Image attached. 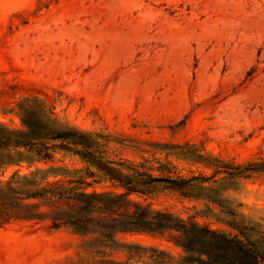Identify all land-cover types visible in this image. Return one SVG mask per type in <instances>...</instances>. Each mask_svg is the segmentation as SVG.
<instances>
[{
  "label": "rangeland",
  "instance_id": "1",
  "mask_svg": "<svg viewBox=\"0 0 264 264\" xmlns=\"http://www.w3.org/2000/svg\"><path fill=\"white\" fill-rule=\"evenodd\" d=\"M5 82L45 92L57 119L77 129L188 143L224 165L264 158V0H0V88ZM0 122L17 125L2 114ZM118 151L133 161L151 155ZM177 164L185 175L200 171ZM54 167L60 177L81 164L61 153ZM206 173L215 182L193 198L163 191L152 203L182 216L195 205L222 207L264 230V175ZM219 212L211 214L226 217ZM120 239L116 251L128 254L118 257L130 264L183 255L151 235ZM75 242L66 231L14 223L0 228V264H68Z\"/></svg>",
  "mask_w": 264,
  "mask_h": 264
},
{
  "label": "trees",
  "instance_id": "2",
  "mask_svg": "<svg viewBox=\"0 0 264 264\" xmlns=\"http://www.w3.org/2000/svg\"><path fill=\"white\" fill-rule=\"evenodd\" d=\"M0 114L17 121L15 126L0 122V228L25 223L69 232L76 242L68 264H130L118 257L128 253L116 251L124 246L123 234L151 235L182 249L177 260L157 255L151 259L156 264H264V230L240 213L204 203L182 216L152 203L163 191L193 198L196 190L215 182L207 170L228 179L264 175V158L224 165L188 143H139L77 129L57 119L45 92L18 82L0 88ZM128 148L143 155L148 148L151 155L128 160L118 151ZM61 153L75 157L81 168L57 177L54 165ZM177 162L200 171L185 175ZM102 183L109 190L93 189ZM200 209L209 214L200 215ZM211 217L215 227L206 221Z\"/></svg>",
  "mask_w": 264,
  "mask_h": 264
}]
</instances>
